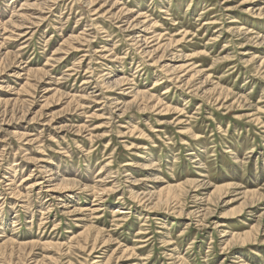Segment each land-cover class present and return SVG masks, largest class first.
Wrapping results in <instances>:
<instances>
[{
	"label": "rangeland",
	"instance_id": "obj_1",
	"mask_svg": "<svg viewBox=\"0 0 264 264\" xmlns=\"http://www.w3.org/2000/svg\"><path fill=\"white\" fill-rule=\"evenodd\" d=\"M0 264H264V0H0Z\"/></svg>",
	"mask_w": 264,
	"mask_h": 264
},
{
	"label": "bare ground",
	"instance_id": "obj_2",
	"mask_svg": "<svg viewBox=\"0 0 264 264\" xmlns=\"http://www.w3.org/2000/svg\"><path fill=\"white\" fill-rule=\"evenodd\" d=\"M27 5V4H26ZM157 36H159V35H157ZM259 37V36H258ZM158 38V37H157ZM144 40H145V42H147L148 43V39L147 38H144ZM198 71V70H197ZM118 79H120V78H118ZM171 79V78H170ZM178 79V78H177ZM170 80H167V82H169ZM116 82H121V81H115V83ZM177 82V81H176ZM121 88V87H120ZM151 89V88H150ZM144 92V91H143ZM165 93H166V91H165ZM138 94H139V92H138ZM142 96V95H141ZM155 96V95H154ZM148 97V96H147ZM139 103V102H138ZM142 109V108H141ZM33 111V110H32ZM122 116H123V114H122ZM6 165V164H5ZM161 190V189H160ZM150 192V191H149ZM16 225V224H15Z\"/></svg>",
	"mask_w": 264,
	"mask_h": 264
}]
</instances>
